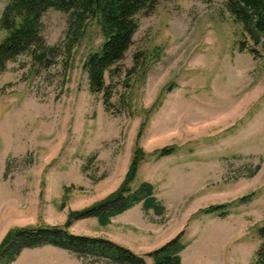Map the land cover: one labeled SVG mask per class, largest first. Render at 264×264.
Instances as JSON below:
<instances>
[{
  "label": "rangeland",
  "instance_id": "374dc122",
  "mask_svg": "<svg viewBox=\"0 0 264 264\" xmlns=\"http://www.w3.org/2000/svg\"><path fill=\"white\" fill-rule=\"evenodd\" d=\"M6 1L0 0V14ZM224 1L157 0L140 14L132 45L105 73L106 106L103 93L90 94L82 68L101 45L99 28L90 22L73 41L69 15L45 13L43 35L54 56L37 63L25 53L0 70V230L59 226L69 211L114 192L147 118L139 141L144 151L176 150L148 156L132 188L150 182L163 213L138 204L105 227L83 219L68 231L112 241L148 263V252L182 233V264H257L264 40L254 44L244 36ZM213 206L221 208L201 212ZM222 212L229 214L217 216ZM34 216L37 222L26 224ZM12 264L111 263L45 246L23 250Z\"/></svg>",
  "mask_w": 264,
  "mask_h": 264
},
{
  "label": "trees",
  "instance_id": "16d2710c",
  "mask_svg": "<svg viewBox=\"0 0 264 264\" xmlns=\"http://www.w3.org/2000/svg\"><path fill=\"white\" fill-rule=\"evenodd\" d=\"M156 2L157 0H7L0 14V32L3 34L0 39V70L7 62L25 53L31 54L37 63H44L49 56H54L56 48L47 45L43 35L42 17L49 10L69 15L68 31L73 41L83 34L90 22H94L100 30L102 42L97 51L86 56L82 68L90 94L103 93V104L106 106L109 96L105 73L124 58L138 29L137 17L144 12H151ZM223 6L234 22L242 27L244 36L254 44L264 40V0H225ZM238 50L243 52L245 47L240 44ZM249 52L254 54L252 49ZM160 98L161 94L149 111L158 105ZM146 124L147 118H144L136 133L123 180L114 192L86 208L69 211L62 225L50 226L39 222L8 229L0 241V264H12L23 250L45 246L80 257L107 260L111 264H182L180 255L186 247L181 239L182 233L148 252V263L144 256L117 243L103 238L75 235L68 231L74 222L88 218L96 219L99 226L105 227L113 217L138 204L156 215L163 213L164 207L155 197V189L150 182L143 181L132 188L138 170L148 156L160 159L172 155L176 150L174 146H165L148 155L139 144ZM63 206L61 205L62 208ZM220 208L207 207L201 212L211 214ZM228 214L222 212L217 216L223 218ZM257 233L260 241L256 252L257 264H264V225L257 228Z\"/></svg>",
  "mask_w": 264,
  "mask_h": 264
},
{
  "label": "crops",
  "instance_id": "0c3cea01",
  "mask_svg": "<svg viewBox=\"0 0 264 264\" xmlns=\"http://www.w3.org/2000/svg\"><path fill=\"white\" fill-rule=\"evenodd\" d=\"M49 200L52 201L51 199H49ZM62 216H63V215H62ZM52 218H53V217H52ZM88 219L92 220L93 218H88ZM44 220L47 221L46 218H44ZM85 220H86V219H85ZM63 221H64V219H63V217H62V219H60V220L58 221L57 224H61ZM35 222H37V219L35 220V216H34L33 219H32L31 221H29L28 223H26V224H32V223H35ZM47 222H48V221H47ZM23 225H24V224H23ZM6 231H7L6 228L0 230V240H1V238L4 236V234L6 233Z\"/></svg>",
  "mask_w": 264,
  "mask_h": 264
}]
</instances>
